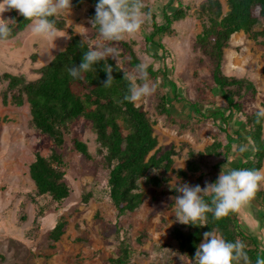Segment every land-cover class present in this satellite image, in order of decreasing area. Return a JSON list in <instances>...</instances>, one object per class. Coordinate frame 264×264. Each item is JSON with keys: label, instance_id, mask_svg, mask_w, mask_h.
Wrapping results in <instances>:
<instances>
[{"label": "rangeland", "instance_id": "rangeland-1", "mask_svg": "<svg viewBox=\"0 0 264 264\" xmlns=\"http://www.w3.org/2000/svg\"><path fill=\"white\" fill-rule=\"evenodd\" d=\"M7 1L0 0V26L8 16ZM138 1L152 11L159 24L165 7L171 11L180 3L188 9L185 19L172 26V33L160 37L170 52L166 77L160 74L156 81L144 80L143 69L153 66L156 70L162 66L153 57L154 53L160 56L161 51L156 52L146 42L152 26L145 12L137 9L129 19L116 23L118 31L99 33L88 18L90 5L76 10L70 0H40L42 6L65 21L64 30L35 20L14 38L0 40V75L20 76L25 82L38 79L39 70L64 50L72 32L96 54L113 59L133 82V101L153 123L160 148L158 155L174 148L173 169L178 171L186 168L189 150L201 152L214 142L228 143L218 121H192L188 110L174 101L169 102L173 121L157 108L159 97L169 92L200 104L202 110L207 104L225 106L214 87L212 64L195 45L206 23L200 6L207 0H172L171 7L170 0ZM222 3L225 13L227 7ZM260 40L238 33L231 37L224 52L223 73L251 79L256 84V97L248 95L244 99L243 109L247 113L264 107V48L259 45ZM123 44L130 45L141 62V69L130 66V53ZM6 86L7 82L0 84V264H110V258L115 259L126 250L130 252L127 264H192L179 251L171 232L185 223L188 209L195 206L198 196L211 193L225 182L224 175L228 177L235 160L240 159L236 149L228 159L224 156L205 159L201 171L189 174L186 179L177 178L173 173H159L162 178L169 177L159 187L140 180V189L145 195L142 206L118 216L109 199L107 170L98 152L92 124L80 119L70 126V135L66 136L62 149L65 181L72 194L59 208L49 198L36 195L29 177L34 155L47 156L53 143L31 125L26 103L22 107L2 103ZM74 138L86 144L91 160L73 151ZM233 178L235 185L237 179ZM84 195H89L86 204L81 201ZM241 217L254 227L256 239H262L257 241L261 242L258 259L264 263V227L259 230V221L254 216ZM61 219L67 221L65 234L50 249L47 231ZM216 239L212 255L222 246L221 240ZM208 264H214L213 260Z\"/></svg>", "mask_w": 264, "mask_h": 264}, {"label": "trees", "instance_id": "trees-1", "mask_svg": "<svg viewBox=\"0 0 264 264\" xmlns=\"http://www.w3.org/2000/svg\"><path fill=\"white\" fill-rule=\"evenodd\" d=\"M222 1L227 7L225 13ZM171 2H168L170 7ZM70 3L76 10L90 5L88 18L99 33L118 31L116 23L129 19L137 9L145 12L152 26L146 42L156 52L161 51L160 56L154 53L153 57L162 66L156 70L153 66L143 69L144 80L156 81L160 74L166 77V60L170 58V52L160 42V37L172 33V26L185 19L187 8L180 3L171 11L165 7L159 24L152 11L138 0H70ZM200 10L206 23L195 45L212 64L214 87L225 106L207 104L202 110L200 104L169 92L159 97L157 108L160 114L172 120L169 102L174 101L188 110L192 121H218L228 143L214 142L201 152L189 150L186 168L175 171L174 148L158 155L160 148L153 123L133 101V82L113 59L96 54L86 42L70 32L67 46L39 70L38 79L25 82L20 76L0 75V84L7 82L2 103L10 102L17 107L26 103L31 125L53 143L47 156L36 153L29 165V177L37 196L49 198L59 208L69 200L72 190L65 181L66 162L62 149L66 136L70 135V126L84 119L91 122L96 135L98 152L107 170L109 199L118 216L142 206L145 195L140 189V180L159 187L169 180L159 173H173L177 178L186 179L189 174L201 171L205 159L212 156L228 159L233 149L240 159L235 158L238 160L232 171L244 183L247 194L264 207V190L257 189L255 179L264 160V115L261 111L247 114L243 109L244 99L248 95L254 97L257 91L252 81L227 76L222 68L225 49L235 34L244 33L253 40L261 39L259 45L264 48V0H207ZM7 12L8 16L0 26V40L14 38L35 20L59 31L66 26L65 21L42 6L40 0H8ZM123 46L130 53V66L141 69V62L130 45ZM238 122L241 126L229 128L231 123L237 125ZM72 149L85 160L92 159L86 144L76 138L72 140ZM88 200L89 195L81 198L85 204ZM229 205L230 197L217 191L200 195L196 198V206L188 209L185 223L172 230L171 236L179 251L192 264H208L211 260L214 264H259L256 240L240 226ZM260 219L264 220V215ZM66 225L67 221L61 219L47 232L50 249L61 240ZM217 237L224 246L212 255ZM128 260L130 252L126 250L123 255L110 258L109 263L127 264Z\"/></svg>", "mask_w": 264, "mask_h": 264}, {"label": "crops", "instance_id": "crops-1", "mask_svg": "<svg viewBox=\"0 0 264 264\" xmlns=\"http://www.w3.org/2000/svg\"><path fill=\"white\" fill-rule=\"evenodd\" d=\"M244 34V33H243ZM247 79V78H246ZM250 81L253 82V84L255 85V88H256V84L253 80L251 79H248ZM256 91H257V88H256ZM256 97V95L254 96ZM264 106V105H263ZM245 111V110H244ZM255 111H261L264 115V107L263 109L261 108H258L256 110H254L253 112ZM251 112V113H253ZM247 113V112H246ZM251 113H247V114H251ZM231 125H235L234 123H231L229 128L232 130V129H235V128H238L239 126H241L238 122L237 125H235V127L231 126ZM263 138H264V122H263ZM237 175V177L233 178L230 176L231 175ZM232 175V176H233ZM224 177L226 178L225 179V182L221 183L220 186L217 185L215 187V189L212 191H217L218 193L222 194V195H225V196H228L230 197V205H229V209L235 213L236 215V218L237 220L239 221V224L242 228L245 229L246 232L250 233L254 239L256 240V243L257 241H262V239H256L257 238V235H256V232L253 233L254 231V227L250 226L248 223H245V221L242 219L241 216H244V214L247 216V217H252V218H255V219H258L259 221V230L261 228H263L264 226V220L260 219V216L261 215H264V207L259 204L255 199H253L252 197H249V195L247 194L246 192V188H245V185L243 182H241L239 180V177H238V174H236V172L232 171L230 172V174L228 175V177H226V174L224 175ZM232 178L233 180L237 179V184H233L234 182L232 181ZM255 179L256 181L258 182V186H257V189L260 190V191H263L264 190V160L262 162V167L261 169L259 170V172L255 175ZM211 192V193H212ZM210 194V193H209ZM204 195H208V194H204ZM256 201V202H255ZM196 206V204H195ZM194 206V207H195ZM193 208V207H191ZM242 210V211H241ZM241 212H244V214L240 215ZM248 220V219H247ZM49 223V222H48ZM263 223V224H262ZM51 225V224H50ZM54 226H50L48 231L51 230ZM47 231V232H48ZM259 233V232H258ZM256 235V236H254ZM64 236V235H63ZM62 236V237H63ZM62 239V238H61ZM261 242L257 243V245L259 246ZM224 245L222 243V246L219 247L218 249L222 248ZM214 247V246H213ZM212 247V248H213ZM211 252H212V249H211ZM216 252V251H215ZM213 253V252H212ZM258 253H259V250H258ZM257 258H258V254H257ZM259 261V259H258ZM259 264H264V263H261L259 261Z\"/></svg>", "mask_w": 264, "mask_h": 264}]
</instances>
